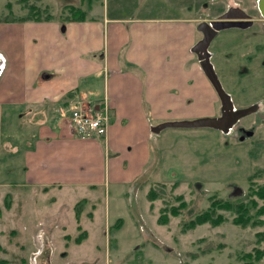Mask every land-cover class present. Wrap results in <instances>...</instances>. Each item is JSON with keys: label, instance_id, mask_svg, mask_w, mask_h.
<instances>
[{"label": "rangeland", "instance_id": "rangeland-1", "mask_svg": "<svg viewBox=\"0 0 264 264\" xmlns=\"http://www.w3.org/2000/svg\"><path fill=\"white\" fill-rule=\"evenodd\" d=\"M8 2L13 14L26 13L17 0H0L1 16L9 15ZM36 4L47 7L59 24L66 22L68 5L85 10L86 19L104 12L129 18L191 16L196 18L193 46L203 38L200 24L229 23L212 36L209 61L233 110L255 105L258 109L238 119L227 133L208 127L163 129L151 140L146 175L126 186L121 197L103 186L32 187L22 181L23 153L39 127L31 117L39 113L53 120V130H58L56 123L62 119L71 134L80 137L70 121L71 112L103 97L100 82L87 79L85 88L53 105L8 113L1 144L0 260L5 264H243V253L264 250V241L255 235L264 224L239 227L230 211L223 212L226 221L218 226L203 224L180 231L184 221L208 207L211 196L247 201L250 187L264 185V21L257 14L256 0H40ZM233 10L241 16L231 18ZM193 46L192 61L204 73ZM213 91L214 112L197 118L221 115ZM151 189L157 193L153 201L148 199ZM179 195L185 208L168 224L159 225L161 209L178 205ZM259 218L264 220V215ZM263 263L264 258L250 264Z\"/></svg>", "mask_w": 264, "mask_h": 264}, {"label": "crops", "instance_id": "crops-1", "mask_svg": "<svg viewBox=\"0 0 264 264\" xmlns=\"http://www.w3.org/2000/svg\"><path fill=\"white\" fill-rule=\"evenodd\" d=\"M99 16L0 21V173L8 113L53 105L87 79L102 84L111 107L106 135L76 137L62 119L53 130V120L36 113L37 137L22 158L24 185L103 186L121 197L149 170L151 140L162 132L152 127L214 112L213 88L192 61L196 18Z\"/></svg>", "mask_w": 264, "mask_h": 264}, {"label": "trees", "instance_id": "trees-1", "mask_svg": "<svg viewBox=\"0 0 264 264\" xmlns=\"http://www.w3.org/2000/svg\"><path fill=\"white\" fill-rule=\"evenodd\" d=\"M36 1L40 0H17V3L21 5V8L26 10L24 15H15L12 12V3L8 2L6 4L9 8V15L1 16L0 21L5 22H24V21H51L55 20L54 16L49 12L47 7H41L36 4ZM90 2V0H89ZM68 15L65 16L64 20H84L87 17V12L75 6H66ZM257 174V173H256ZM250 181L252 182V178ZM144 175L140 177L142 179ZM157 196V193L151 189L148 193V199L153 201ZM180 196V195H179ZM182 198L181 196L179 197ZM246 200H237L232 202L229 200H221L215 196L209 198L208 207L197 213L192 218L184 221L181 224V233H186L195 229L199 225L209 224L212 227L218 226L226 221V217L223 212L230 211L234 213L232 219L233 224L245 228L247 226L255 227L261 226L264 224V220L259 217L264 215V185L256 189L250 187L248 194L246 195ZM258 200L262 201V204L258 203ZM185 208V201L181 199V202L176 206L163 207L159 216L157 217V223L159 225H166L169 223L171 217H176L181 213V210ZM118 222H121L118 219ZM117 226V225H116ZM84 232L76 238V241H80L83 237ZM258 241H264V230L259 231L256 234ZM253 253L247 252L243 253L240 258L243 261V264H250L252 260H261L264 258V250L254 249ZM0 264H5V260H0ZM264 264V263H263Z\"/></svg>", "mask_w": 264, "mask_h": 264}, {"label": "water", "instance_id": "water-1", "mask_svg": "<svg viewBox=\"0 0 264 264\" xmlns=\"http://www.w3.org/2000/svg\"><path fill=\"white\" fill-rule=\"evenodd\" d=\"M259 5L262 10V14L264 16V0H259ZM231 17V16H229ZM231 18H239V16H232ZM230 25L229 23H220L214 22L211 25L207 23H202L198 26V29L203 31V38L198 41L192 48V51L197 55L200 65L212 84L213 88L215 89L220 103H221V115L219 117H204V118H197L194 120H179V121H167L160 123L151 128L153 133H159L161 130L169 127L173 128H194V127H208L213 129H218L223 132H228L232 126L240 119L241 117L255 112L257 110V105L252 106L248 109L243 110H233L232 103L230 101L229 95L224 91L223 87L221 86L213 67L209 61V56L207 53V48L211 42L212 36L217 32L218 29H221L223 26ZM208 26V29L205 28ZM211 26V27H209ZM248 135H251L252 132H247Z\"/></svg>", "mask_w": 264, "mask_h": 264}, {"label": "built area", "instance_id": "built-area-1", "mask_svg": "<svg viewBox=\"0 0 264 264\" xmlns=\"http://www.w3.org/2000/svg\"><path fill=\"white\" fill-rule=\"evenodd\" d=\"M110 105L107 97L101 103L91 102L86 108H78L71 112L70 121L76 133L82 137L91 135L105 136L110 119Z\"/></svg>", "mask_w": 264, "mask_h": 264}, {"label": "flooded vegetation", "instance_id": "flooded-vegetation-1", "mask_svg": "<svg viewBox=\"0 0 264 264\" xmlns=\"http://www.w3.org/2000/svg\"><path fill=\"white\" fill-rule=\"evenodd\" d=\"M256 11H257L258 16L260 17L259 19L260 20H262V18L264 19V16L262 14V10L260 8L259 1L258 0H256ZM231 16H237V17L238 16H241V12L233 10L231 12ZM257 109H258V106H257Z\"/></svg>", "mask_w": 264, "mask_h": 264}]
</instances>
